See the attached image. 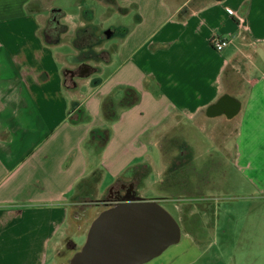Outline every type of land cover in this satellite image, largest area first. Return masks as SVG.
I'll return each instance as SVG.
<instances>
[{
	"label": "crops",
	"instance_id": "0c3cea01",
	"mask_svg": "<svg viewBox=\"0 0 264 264\" xmlns=\"http://www.w3.org/2000/svg\"><path fill=\"white\" fill-rule=\"evenodd\" d=\"M42 4L0 0V264H65L56 253L73 243L68 217L78 220L89 194L101 197L128 169H148L151 186L152 152L179 128L208 135L239 170L264 166V147L251 144L264 131V0H141L128 32L97 47L110 51L109 60L84 62L97 67L90 72L66 38L88 22L70 34L63 11L67 30L49 42L53 8ZM214 34L234 38L218 51ZM64 41L74 52L64 54ZM127 87L138 98L118 106ZM106 99L117 105L110 120ZM94 129L108 131L104 144L91 139ZM207 214L189 205L179 240L187 246L145 264H255L258 257L237 255L252 240L234 239L233 225L222 230L230 261L222 251L202 260L216 241L207 240L210 230L221 228L219 210Z\"/></svg>",
	"mask_w": 264,
	"mask_h": 264
},
{
	"label": "rangeland",
	"instance_id": "374dc122",
	"mask_svg": "<svg viewBox=\"0 0 264 264\" xmlns=\"http://www.w3.org/2000/svg\"><path fill=\"white\" fill-rule=\"evenodd\" d=\"M137 3H141V0H45L42 9L47 6L63 10L66 17L61 21L68 24L69 33L72 34L83 20L90 21L102 31L111 26H130L137 15ZM86 14L87 17L84 16ZM117 39L118 34L111 39H105L102 44L108 46ZM59 47L64 54L74 52L69 42L64 41ZM105 71L101 75L102 81L107 78L108 70ZM86 91L85 85L79 88V93ZM83 96L88 98L87 93ZM258 133L260 142L257 143V138L254 137L251 143L259 144L256 149L264 147L263 127ZM227 142L233 148V140L229 139ZM160 144L161 146L154 148L152 152L153 172L147 179V182L153 184L148 186L144 180L146 187L140 192L142 198L149 200L160 198V204L175 217L180 227L184 223L183 211H186L189 205H192L193 210L200 216L206 209L207 215L212 217L211 212L218 209L221 213V228L219 230V227L215 228V236L213 230H210L207 240L212 242L216 238V241L202 260L206 257H215L217 251H222L224 244L222 230L233 225L234 239L238 240L241 235H245V240H252L249 243L244 242L245 247H240L237 255L242 257V253L245 252L251 259L258 257L255 264H264V193L259 189L264 185V166H258L253 170H239L233 165L231 152L229 151V154L220 151L217 143L212 142L208 135L193 131L192 134L184 136L180 128L168 135ZM130 171L131 169L126 170L125 175ZM206 180L209 181L205 183ZM85 207L89 208L87 204ZM97 210V207H91L87 211L93 215ZM79 217L77 220L69 216L66 221V226L70 229L69 236L75 244L65 241L62 248L57 249V259L63 258L65 264H68L67 259L85 241L90 223L87 222L86 215L80 214ZM84 220L85 223L82 222ZM176 245H179V248H175ZM186 246L187 240L183 236L181 242L170 245L153 259H166L172 249L181 251ZM222 252L225 255L223 259L229 262L230 259L228 260L226 256L228 250ZM214 263L217 264L215 261Z\"/></svg>",
	"mask_w": 264,
	"mask_h": 264
},
{
	"label": "water",
	"instance_id": "95a60500",
	"mask_svg": "<svg viewBox=\"0 0 264 264\" xmlns=\"http://www.w3.org/2000/svg\"><path fill=\"white\" fill-rule=\"evenodd\" d=\"M111 37L109 29L106 30ZM181 227L158 200L128 199L100 210L68 264H143L179 242Z\"/></svg>",
	"mask_w": 264,
	"mask_h": 264
},
{
	"label": "trees",
	"instance_id": "16d2710c",
	"mask_svg": "<svg viewBox=\"0 0 264 264\" xmlns=\"http://www.w3.org/2000/svg\"><path fill=\"white\" fill-rule=\"evenodd\" d=\"M88 14V13H87ZM87 14L84 15L87 17ZM64 16L63 10L59 8H53L49 15L48 24L44 28V37L49 42H59L61 40V34L65 33L67 27L65 24L60 22V19ZM79 27L75 30L73 36H66L75 47L78 48V54L74 57L80 60L88 68V72L95 70L96 66L86 65L84 62H107L110 57V51L101 49L97 50V47L100 46L105 39L109 37L106 34V31L100 30L96 25L90 23ZM109 33L111 36H124L128 32V28L125 26H111ZM68 79V76L65 77V81ZM138 98V93L133 88L127 87L124 90L123 97L118 102V106H130L136 102ZM117 105L110 99H106L103 102L102 110L105 118L110 120L114 118L116 114ZM82 111V109H80ZM91 139H97L101 144H104L107 140L108 131L94 129L91 131Z\"/></svg>",
	"mask_w": 264,
	"mask_h": 264
},
{
	"label": "flooded vegetation",
	"instance_id": "af4514ba",
	"mask_svg": "<svg viewBox=\"0 0 264 264\" xmlns=\"http://www.w3.org/2000/svg\"><path fill=\"white\" fill-rule=\"evenodd\" d=\"M228 103H223V107L229 108ZM148 169H142L139 172L136 170H131L129 174L123 175L117 179V181L108 188V190L98 198H94L91 196L92 193H90L89 200L87 201V205L89 208L91 207H97L98 210L105 209L106 207L114 204L117 201L121 200H128V199H136V197H141L140 192L143 188L146 187L144 184V178L147 175ZM128 176V177H127ZM146 199V198H143ZM164 199V198H163ZM155 200V199H152ZM158 201H160V198H157ZM86 204L79 209V214L82 216L89 215V212L86 209Z\"/></svg>",
	"mask_w": 264,
	"mask_h": 264
},
{
	"label": "built area",
	"instance_id": "2783aa9c",
	"mask_svg": "<svg viewBox=\"0 0 264 264\" xmlns=\"http://www.w3.org/2000/svg\"><path fill=\"white\" fill-rule=\"evenodd\" d=\"M232 37H224L218 34L212 35L210 42L215 50L221 51L225 46H227L232 40Z\"/></svg>",
	"mask_w": 264,
	"mask_h": 264
}]
</instances>
